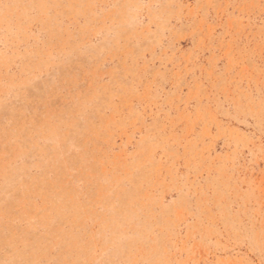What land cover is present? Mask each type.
Returning <instances> with one entry per match:
<instances>
[{
    "label": "rangeland",
    "instance_id": "rangeland-1",
    "mask_svg": "<svg viewBox=\"0 0 264 264\" xmlns=\"http://www.w3.org/2000/svg\"><path fill=\"white\" fill-rule=\"evenodd\" d=\"M0 264H264V0H0Z\"/></svg>",
    "mask_w": 264,
    "mask_h": 264
}]
</instances>
